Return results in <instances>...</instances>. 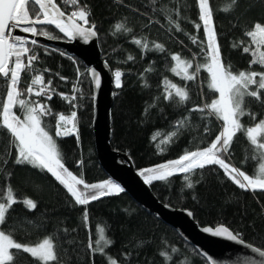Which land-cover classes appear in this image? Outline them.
<instances>
[{
    "label": "trees",
    "instance_id": "trees-1",
    "mask_svg": "<svg viewBox=\"0 0 264 264\" xmlns=\"http://www.w3.org/2000/svg\"><path fill=\"white\" fill-rule=\"evenodd\" d=\"M56 3L66 14L76 10L64 0ZM79 6H87L90 12V25L95 24L102 58L110 66L114 80L116 71L122 73L121 87L114 82L111 147L127 154L140 172L209 146L221 131L222 122L215 116L191 111L217 97L207 87L208 73L201 69L196 80L185 81L171 71L172 55L191 61L194 67L205 62L199 43L205 39L204 30L195 28L196 23L202 24L198 20L197 0H79ZM210 6L223 62L231 66L233 73L264 71L259 65L250 66L252 57L243 52L250 41L245 33L257 22L264 25V0H210ZM118 25L123 27L117 30ZM44 31L55 38L39 34L42 40L31 47L38 58L21 74L20 87H28L32 76L43 75L54 94L51 100L40 96L22 98L39 101L51 109L52 115L44 117V123L70 171L89 184L110 181L95 151L93 92L87 69L55 44L64 40L59 32L49 26L38 27V33ZM193 36L197 43H193ZM138 39L147 43L148 49L137 45ZM156 44L162 49L157 50ZM165 80L186 88L189 101L165 99ZM5 92L4 79L0 77V99ZM59 92L67 97L75 92L76 99L70 104ZM261 101L245 99L246 110L255 113L256 121L264 119ZM14 111L20 115L18 108ZM72 111L77 112L79 139L77 134L55 137L57 115ZM180 121L184 125L177 127ZM256 121L248 115L241 117L245 127ZM157 132L171 134L162 147L154 139ZM9 139L0 131V197L6 198L10 187L17 200L8 213L5 230L18 242L34 245L52 238L60 264H109V257L120 264H208L173 228L142 209L124 191L86 206L77 205L51 174L16 164V152L9 148ZM224 158L248 175H256L259 164L264 162L240 133ZM81 160L83 165L79 166ZM183 177L177 173L149 185L160 202L189 210L200 226L224 225L240 239L264 250V190L240 189L218 166L191 175L192 188L187 187ZM25 199H32L36 208L28 209L22 203ZM100 227L104 229L103 242ZM101 246L104 254L99 250ZM22 264L37 262L24 254Z\"/></svg>",
    "mask_w": 264,
    "mask_h": 264
},
{
    "label": "snow or ice",
    "instance_id": "snow-or-ice-1",
    "mask_svg": "<svg viewBox=\"0 0 264 264\" xmlns=\"http://www.w3.org/2000/svg\"><path fill=\"white\" fill-rule=\"evenodd\" d=\"M64 3H70L76 10L66 15L56 0H0V77L4 79L6 86L4 98L0 99V131L5 132L10 138L9 148L15 149L16 164H27L51 174L66 189L77 205L86 206L104 196L119 194L124 191V188L112 181L89 184L82 176L78 177L65 166L57 141L44 123V117L52 115L51 109L39 101L22 98L34 94L37 97L45 96L51 100L54 90L50 84H45L43 75L32 76L31 86L21 89V74L31 68L38 57L32 48L28 47L27 39L21 35H13L14 31L19 30L21 33L32 36L42 34L52 39L55 37L50 36L47 31L38 33L37 27L50 25L70 40L81 37L87 41L90 37L96 36L95 24L90 25L88 19L90 12L87 6L80 7L79 0H64ZM197 4L198 20L202 24L196 23L195 28L198 31L203 27L204 30L205 39L199 43L203 46L205 62L194 67L191 61L182 60L179 55H172L171 60L175 62V66L171 68V71L185 81L196 80L201 69L208 73L207 87L218 94L217 98L211 100L210 103H205L202 107L192 108L191 111L199 112L202 116L204 114L215 116L222 122L221 131L209 146L187 151L178 159L144 169L139 175L144 178L145 183L150 184L153 180H167L170 176L180 173L184 174L183 178L187 181V187L192 188L191 175L196 174L197 170L218 166L240 189L264 190V162L259 164L258 174L248 175L239 168L231 166L224 158L233 139L240 133L246 136L254 150L259 153V158L264 160V119L256 121L255 113L247 111L245 104L246 97L261 101V94L264 93V71L249 70L233 73L231 66L226 65L221 57L210 0H197ZM122 27L118 25L117 30ZM176 27L179 29V24ZM245 34L250 41L249 45L243 47V52L249 53L252 57L250 66L259 65L264 68V50H262L264 49V25L257 22L252 30ZM192 41L197 43V37L193 36ZM30 43L36 45L37 41L33 39ZM135 43L148 49V44L142 43L139 39ZM155 48L161 50L162 45L156 44ZM92 75L95 79V86L98 88L100 81L96 78L95 72ZM121 76L120 71L115 72V85L118 88L121 87ZM164 86L165 99L178 100L180 103L189 101L190 97L186 88L168 80H165ZM63 99L71 104L76 97L65 96ZM261 103L264 104V101ZM17 108L20 110V115L14 111ZM245 115L256 121L253 126L245 127L241 123V117ZM183 125L184 121H180L177 127ZM74 133L77 134L78 140L77 112L72 111L67 116L58 114L55 137ZM4 163H7V160H4ZM82 165L81 160L79 166ZM0 200H2L0 202V264H22L24 254L33 258L37 264H60L52 238H45L39 243L28 245L18 242L10 232L5 230L8 213L17 200L13 197L10 187L7 189V197H0ZM22 203L28 209L36 208L32 199H25ZM84 218L87 221V211L84 212ZM99 231L102 233L103 229ZM204 231L213 236H225L229 240L243 243L227 227H217L215 230L205 228ZM88 247L91 249L93 245L90 243ZM99 250L101 254H104L102 246ZM253 250L264 257V252L260 249ZM111 264H116V261L112 260Z\"/></svg>",
    "mask_w": 264,
    "mask_h": 264
},
{
    "label": "water",
    "instance_id": "water-1",
    "mask_svg": "<svg viewBox=\"0 0 264 264\" xmlns=\"http://www.w3.org/2000/svg\"><path fill=\"white\" fill-rule=\"evenodd\" d=\"M39 26H49L55 29L50 25ZM55 30L59 32L58 29ZM59 34L64 37V40L57 41L55 44L82 62L91 81L93 92L92 131L95 151L106 176L124 188V192L142 209L173 228L180 238L193 246L208 264H264V257L253 250L259 248L239 237L238 240L243 243L229 240L225 236H213L204 231L205 228L215 230L217 227L226 226H200L189 210L174 208L159 201L150 185L145 183L143 177L139 175V171L136 170L130 157L113 149L110 145L114 78L110 66L102 58L97 33L87 41L81 37L70 40L63 33L59 32ZM38 39L42 40L39 37ZM93 72L96 73V78L100 81L98 88L95 86ZM229 231L231 230L229 229ZM260 251L264 252L261 249Z\"/></svg>",
    "mask_w": 264,
    "mask_h": 264
},
{
    "label": "rangeland",
    "instance_id": "rangeland-1",
    "mask_svg": "<svg viewBox=\"0 0 264 264\" xmlns=\"http://www.w3.org/2000/svg\"><path fill=\"white\" fill-rule=\"evenodd\" d=\"M82 23V22H81ZM262 50H264V49H262ZM182 60H184V59H182ZM175 66V62H173V67ZM114 82H115V80H114ZM218 95V94H217ZM217 98V97H216ZM170 137H171V134H162L161 132H157V133H155L154 134V139H155V141H156V144H157V146L158 147H162L163 146V144H165V143H167L169 140H170ZM146 169H148V168H146ZM144 169H142V170H140V172L141 171H143ZM258 170H259V168H258ZM139 172V173H140ZM258 174V173H257ZM144 179V178H143ZM111 181V180H110ZM103 183H105V182H103ZM114 183V182H113ZM79 187H81L82 188V186H79ZM13 195V194H12ZM103 229V227H100V229ZM104 229H103V232L102 233H100V238L101 237H103V239H101V242H103L104 240H105V237H104ZM112 260H115V259H113V258H111V257H109L108 258V261H109V264H111V261ZM116 261V260H115ZM116 264H120V263H118L117 261H116Z\"/></svg>",
    "mask_w": 264,
    "mask_h": 264
},
{
    "label": "built area",
    "instance_id": "built-area-1",
    "mask_svg": "<svg viewBox=\"0 0 264 264\" xmlns=\"http://www.w3.org/2000/svg\"><path fill=\"white\" fill-rule=\"evenodd\" d=\"M17 32H19V30L14 31V32H13V35H21L23 38L27 39V40L29 41L28 47L31 48L32 46H34V45H32V44L30 43L31 40H33V39H35V40L37 41V43H38V35H36V36H32L31 34L21 33V32H19V34H17ZM34 53H35V52H34ZM35 54H36V53H35ZM29 86H31V82H30ZM76 88H77V84H76L75 87H74V91L76 90ZM53 94H54V92L52 93V96H53ZM59 95H60L61 97H65V96H67V94L62 93V92H59ZM32 96H35V95L33 94ZM72 96H75V92H74L73 94L69 95V97H72ZM27 97H29V96H27ZM40 97L47 99L45 96H40ZM65 115H66V114H65ZM68 115H70V114H68ZM66 116H67V115H66ZM77 129H78V126H77ZM74 134H76V133H74Z\"/></svg>",
    "mask_w": 264,
    "mask_h": 264
}]
</instances>
